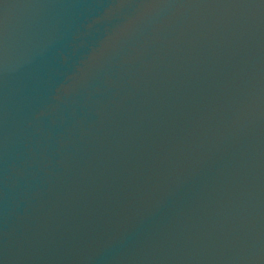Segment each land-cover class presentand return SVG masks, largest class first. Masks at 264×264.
<instances>
[{"label": "water", "instance_id": "obj_1", "mask_svg": "<svg viewBox=\"0 0 264 264\" xmlns=\"http://www.w3.org/2000/svg\"><path fill=\"white\" fill-rule=\"evenodd\" d=\"M0 264H264V0H0Z\"/></svg>", "mask_w": 264, "mask_h": 264}]
</instances>
